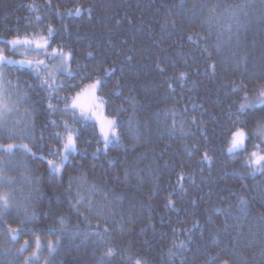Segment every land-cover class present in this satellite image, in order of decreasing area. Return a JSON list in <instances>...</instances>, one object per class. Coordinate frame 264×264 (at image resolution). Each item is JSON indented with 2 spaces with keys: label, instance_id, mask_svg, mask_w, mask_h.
Instances as JSON below:
<instances>
[{
  "label": "trees",
  "instance_id": "obj_1",
  "mask_svg": "<svg viewBox=\"0 0 264 264\" xmlns=\"http://www.w3.org/2000/svg\"><path fill=\"white\" fill-rule=\"evenodd\" d=\"M199 1L0 0L6 54L54 63L42 51L12 53L6 43L16 35L47 36L51 26L47 51L70 50L71 69L79 73L60 75L63 87L49 100L29 66L4 69L27 93L12 119L33 133L22 142L36 155L2 157L14 183L0 191L16 205L5 220L23 231L14 242L0 227V264H23L36 236L39 264H127L129 256L148 264H264V173L253 175L244 153L227 151L230 130L243 125L251 131L264 121V106L238 112L245 95L239 86L246 85L248 99L255 100V89L264 85V0H215L207 15ZM75 6L91 11L68 15ZM194 33L199 37L189 39ZM222 42L234 46L235 64L224 67ZM180 72L185 80L178 79ZM97 77L106 85L97 93L107 101L105 113L120 125L119 142L106 150L95 120L82 122L78 113L63 111V98ZM65 121L79 136L78 150L54 173L43 157L57 159L49 149L60 143L56 134H64ZM8 142L21 141L0 139ZM258 142L253 137L249 150ZM205 152L211 161L202 159ZM169 196L174 206H166ZM241 197L247 201L243 211ZM97 232L114 256L106 255ZM25 240L30 247L19 256ZM48 241L55 244L51 252ZM179 241L186 247H174Z\"/></svg>",
  "mask_w": 264,
  "mask_h": 264
},
{
  "label": "snow or ice",
  "instance_id": "obj_2",
  "mask_svg": "<svg viewBox=\"0 0 264 264\" xmlns=\"http://www.w3.org/2000/svg\"><path fill=\"white\" fill-rule=\"evenodd\" d=\"M30 8H35V5H30ZM83 11L90 12L91 9H83L82 6H75L74 8L67 9V14L80 15ZM40 18L37 17V20ZM231 26H229V31ZM47 36L41 35L39 38L33 36L32 38L27 35L21 37L16 35L6 43L11 46L12 53H15L19 50H23L26 55L28 52H44L47 57H50L51 61L54 63H46L43 59L31 60V59H21L14 60L5 53L3 48H0V139H6L8 141H21L19 143H0V186L4 184H12L14 181L10 177L5 176L6 167L5 161L2 157L7 156L12 158L15 156L16 151H23L26 154L36 155V152L33 151V147H30L29 144L23 143L25 139L32 140L33 133L28 130L27 126L21 120L12 119L14 116L19 114V105L24 103L27 99V93L21 92L18 87H14L12 81L7 79V74L4 69L8 66H24L27 65L35 73L36 77L41 81V87L49 90V100L52 99V93L58 91L63 87V81L57 83V79L60 75L65 77H73L79 73H73L71 69V62L73 61V53L65 51L63 48H53L49 53L47 51L49 47V40L55 34L53 27H47ZM199 37V34H192L189 36V39H196ZM205 51L207 49L205 48ZM211 53H209V56ZM215 66L213 65V68ZM110 71V70H109ZM109 71L105 72L107 76ZM163 72L164 69H161ZM187 74L180 72L178 79L185 80ZM84 77H81L83 81ZM80 85H72V87H79ZM105 81L102 77H97L91 82L83 86L81 92H77L75 96L64 97L63 103L65 105L63 111H71L73 117L79 114L80 120L82 122H87L89 119H94L99 124V133L103 141V147L106 150L110 143L119 142V123L115 117L109 118L103 115V109L107 101L103 95H98L97 93L102 92L105 87ZM171 86V85H170ZM247 86H239L240 91H244V102L239 105L238 112L243 114L246 110L251 108H256L258 106H264V85L258 86L255 90L258 92L255 100H249L247 96ZM15 97V98H13ZM82 97H87L89 102L87 104L82 103ZM49 108L53 111L55 107L49 103ZM29 110L26 108L25 112ZM55 124V121L52 122ZM64 134L61 135L57 133V137L60 140V143L49 149V153L57 157V159H48L46 156L43 157L50 170L54 173H60L65 166L66 161L72 153L78 150V140L79 136L74 129L68 127L67 122H64ZM230 139L228 141L227 151L230 154H235L242 152L245 154V166L252 171V174L264 173V121H257L255 128L251 131L246 130L245 126H237L234 130H230ZM255 137L258 143L252 144V150L248 148V142ZM99 143V141H98ZM97 151H100L97 148ZM95 155V153H94ZM202 159L211 161L212 157L208 155L207 152L203 154ZM183 174L179 175V180H183ZM181 190L183 191V185H180ZM80 200H83V197H80ZM168 203L166 206H174L175 202L171 199V196L167 198ZM241 210H244V206L247 205V201L241 197ZM16 207L12 203V196L10 193L0 191V227L7 232L8 236L14 241H18L19 237L23 231L22 227L12 228L10 224L5 220V213H8L12 208ZM89 210H92V205L89 204ZM19 210V209H17ZM101 213H98L100 215ZM87 220L88 217L85 216ZM264 219V217H261ZM61 224H63V219H61ZM107 232L108 229L103 230ZM174 231H176L174 229ZM98 238V242L104 245L106 255L108 257L115 255V250L108 245L101 235L100 232L95 234ZM30 245L27 240L24 241V244L21 245L18 249L17 254L23 256L24 252L28 251ZM183 249L186 247L185 241H179L178 244L174 245ZM55 244L53 241L47 242V249L49 252L53 251ZM42 251L41 242L39 236L35 237V249L30 253L29 256L24 257L23 264H39V253ZM219 258V253L215 257H209L210 262H214L215 259ZM127 264H148V262L142 258L136 257L132 258L129 256ZM223 264H229V261L225 260Z\"/></svg>",
  "mask_w": 264,
  "mask_h": 264
},
{
  "label": "rangeland",
  "instance_id": "obj_3",
  "mask_svg": "<svg viewBox=\"0 0 264 264\" xmlns=\"http://www.w3.org/2000/svg\"><path fill=\"white\" fill-rule=\"evenodd\" d=\"M214 1L215 0H201L198 2V4H196V6H198L199 10L201 13L207 15L208 12L210 10H212V8L214 7ZM219 52H223V56L220 57L224 67L227 66L226 64L228 62H232L233 64H235L238 60V53L235 51H233V45L232 43H228V42H222L219 45ZM10 57V56H9ZM11 59L14 60H21L22 58L16 59L13 57H10ZM82 103L87 104L89 102L88 98H82ZM103 115L107 116L105 113V109H103ZM109 117V116H107ZM110 118V117H109ZM94 120V119H93ZM98 124V123H97ZM99 127V124H98Z\"/></svg>",
  "mask_w": 264,
  "mask_h": 264
}]
</instances>
